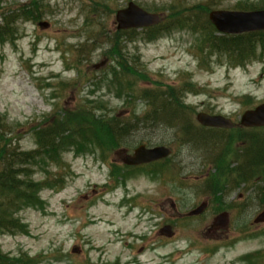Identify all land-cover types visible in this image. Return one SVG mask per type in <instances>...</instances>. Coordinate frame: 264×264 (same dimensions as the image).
<instances>
[{"label": "rangeland", "instance_id": "obj_1", "mask_svg": "<svg viewBox=\"0 0 264 264\" xmlns=\"http://www.w3.org/2000/svg\"><path fill=\"white\" fill-rule=\"evenodd\" d=\"M3 1L29 5L32 0ZM38 1L45 7L42 18L18 22V38L0 44V126L7 139L1 144L20 151L37 148L33 135L36 127L63 122L77 105L89 107L82 101L85 97L103 107L98 113L115 115L119 122L133 117H128L130 110L138 115L147 109L138 100L126 105L123 93L118 92L120 85L113 79L111 82L113 75L122 72L116 66L119 44L115 43L110 52V41L118 32L116 12L128 3L147 12L161 11L156 13L163 17L170 7H200L190 12L200 22L195 23L198 26H209L204 17L212 10L264 9V0ZM41 23L47 26L43 29ZM143 37L144 32L137 30L120 38L122 58L147 79L136 82V91L177 89L182 101L192 109L191 126L195 132L201 127L196 121L201 112L227 117L237 127L229 131L214 129L215 133L207 134L202 141L198 137L189 145L182 144L172 131H154L165 141L163 144L174 149L175 158L167 165L182 167L185 178L176 180L184 184L166 180L150 166L124 173L125 180L119 177L116 183L98 150L80 155L60 153L58 165L48 161L33 166L34 180L45 181L57 175L63 177V182L38 193L41 206H26L14 215L26 233L0 232L3 255L31 264L264 262V223L253 221L263 205L254 198L255 191L250 186L246 189V185L233 184L227 188L234 190H227L226 201L232 203V209L225 210L229 224L223 228L213 227L215 216L223 211L216 212L211 204L199 217H187L200 203L209 201L201 190L208 178L219 181L230 163H243L242 157L239 161L228 157L213 166L208 159L215 154L213 147L217 144L223 145L219 150L223 152L228 143L231 155L235 151L241 154L245 147L238 140L249 137L253 128H242L239 121L244 111L264 102V60L233 66L227 56L210 54L209 49L201 53V37L188 30H166L152 41ZM96 77L105 81L97 82L94 89ZM126 79L129 80L119 76L121 81ZM90 91L94 92L88 94ZM245 96L251 98L248 104L244 103ZM257 131L263 139L264 128ZM150 133L143 130L134 136L147 140ZM139 144L136 140L133 146ZM134 147L125 151L131 153ZM122 151L107 154V161L119 168L124 166ZM165 225L172 227L170 237L162 233Z\"/></svg>", "mask_w": 264, "mask_h": 264}, {"label": "trees", "instance_id": "obj_2", "mask_svg": "<svg viewBox=\"0 0 264 264\" xmlns=\"http://www.w3.org/2000/svg\"><path fill=\"white\" fill-rule=\"evenodd\" d=\"M95 4L100 6V2ZM44 8V5L38 0H32L29 5L6 3L0 0V44L17 39L18 22L38 21L45 12ZM196 8L201 9L200 7H179V9L170 7L167 10L165 9L167 15L163 17V22L159 26L142 30L145 34L143 39L152 41L166 30H188L201 37V47L198 49L201 53L209 49L212 51H209L210 54L215 52L216 55L227 56L229 59V62H227L233 66H243L250 61L264 60V31L234 36L222 34L216 36L217 32L207 19L208 15L207 18L204 17V21H207L209 26L195 24L200 22L193 19L190 12ZM237 10H249V8L241 7ZM167 20L169 21L168 25L165 23ZM199 27L207 29L210 27L211 30ZM130 31L135 32L137 30ZM131 32L118 31L110 41L111 53L114 49L113 45L115 43L119 44L118 64L116 63V66L122 70L118 75H113L111 82L113 79L114 84L120 85L118 92L123 93L126 105L138 100L145 104L146 110L141 111L138 115L134 110H130L128 117L130 115L133 117L128 121L119 122L115 115L106 114L105 112L98 113L103 107L95 106L92 102L94 99L85 97L82 101L89 103V107L77 105L76 109L71 112V116H68L63 122L51 125L41 124L36 127L33 135L37 148L31 151H20L10 145L1 144L2 142L6 143L7 139L1 133L4 130L0 126V232L8 234L26 233V228L14 215L23 207L32 206L36 208L35 205L41 206L43 202L39 199L38 193L44 187H58L63 182V177L57 175H52L51 178L45 181H36L31 170L33 166H40L48 161L53 164H60V153L72 152L75 155H80L98 150L100 156L105 159L104 162L110 166V178L116 183L119 182V177L125 180L124 173L127 174L131 170L145 169L150 166L153 171L159 172L163 178H170L172 182L184 184L176 180L177 177L179 179L185 178L183 177L182 167L179 164L177 166L170 165L169 167L167 165V162L171 163L175 157L136 168L125 166L119 168L115 163L107 161V154L116 150L130 149L134 147L133 144L136 140L148 146L163 144L162 142L165 141L154 135V131L157 130L172 131L182 144L188 145L194 139L199 137L202 141L207 134H213L216 131L204 127H199L197 132L194 131L195 127L191 126L193 124L191 120L192 109L185 105L177 89L170 87L168 90L159 92L153 89L136 91V82L147 81L146 76L142 77L143 73L128 65L127 60L122 58L120 51L121 35H128ZM121 75L129 78V80H119ZM103 81H105L104 78L96 77L93 84L94 89L97 82ZM186 87L184 85V88ZM93 92L90 91L88 94ZM117 98H120V95H117ZM250 101L249 96L244 97L245 104ZM143 130L152 132L149 139L144 140L145 137H143L142 140L134 136ZM259 135L260 132L253 129L249 137L241 136L238 142L245 143V147L241 148V154L235 151V155H231L232 150L228 152V143L224 145L226 148L223 152H219L223 145L217 144V147H213L215 148L213 150L215 154L208 159L213 166L228 157L234 161L242 160L241 157L244 159L239 166L232 165V163L227 164L229 168L224 169L219 181H215V178H208L204 188L201 189L203 193L207 194L209 203L216 212L232 209V203L227 204L226 197L229 195L227 190H234L227 189L233 184L237 187L240 184L246 185V189L250 186L249 189L255 191L256 197L254 198L259 200L261 206H264V138L260 139ZM216 141L218 142V140ZM62 169L64 168L62 167ZM0 264L31 263L9 258L0 251Z\"/></svg>", "mask_w": 264, "mask_h": 264}, {"label": "water", "instance_id": "obj_3", "mask_svg": "<svg viewBox=\"0 0 264 264\" xmlns=\"http://www.w3.org/2000/svg\"><path fill=\"white\" fill-rule=\"evenodd\" d=\"M209 21L220 34L239 35L250 32L264 31V9L255 11H230L212 10L208 14ZM161 16L157 13H150L135 3L128 5L116 12L117 30L145 29L157 26L161 23ZM42 28L47 23H41ZM197 122L209 128L232 129L233 122L221 115H210L198 113ZM240 125L247 128L264 127V103L254 109L245 111L240 118ZM172 150L166 146H156L148 148L145 145L138 146L132 154H124L123 162L127 166H140L168 158ZM203 203L189 213V216H197L206 209ZM229 217L227 213L217 215L213 222L215 229L227 226ZM255 223L264 222V210L254 220ZM171 227L165 226L162 233L166 236L170 234Z\"/></svg>", "mask_w": 264, "mask_h": 264}]
</instances>
